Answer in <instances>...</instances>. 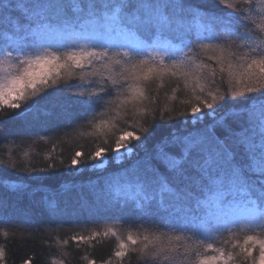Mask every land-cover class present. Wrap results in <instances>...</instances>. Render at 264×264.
<instances>
[{"label": "snow or ice", "instance_id": "6c2138e0", "mask_svg": "<svg viewBox=\"0 0 264 264\" xmlns=\"http://www.w3.org/2000/svg\"><path fill=\"white\" fill-rule=\"evenodd\" d=\"M216 4V12L200 17L207 21L205 30L211 35L196 38L193 44L190 27L184 22L198 12L191 10L187 0H0V56L17 61L15 72L0 77V106L18 110L21 104L13 100L14 96L25 98L26 90H30V96L36 98L49 87L59 89L56 77L31 71L40 65L71 72L104 62L122 68L125 81L129 77L147 80L150 74L160 76L165 72L187 78L197 45L202 50L218 51L219 56L209 59L221 64L222 73L227 60L231 86L225 96L205 94L204 87H200L191 113H182L178 126H170L150 152L106 179L99 204L93 201L87 210L103 207L106 211L138 214L158 228L197 240L209 239L211 233L233 232L245 222L259 228L260 235H247L239 252L226 254L218 250V256L205 258L200 264H229L233 255L247 264H264V42L251 35V0H216ZM237 40H244L248 50L233 65L230 57L237 53L231 47ZM173 41L192 51L178 57L183 49ZM157 49L167 54L170 66ZM154 57H159V63ZM215 75L213 72V83ZM94 86V94L86 86L72 88L67 84L63 91L66 96L77 97L76 102L85 107L94 98L104 101L113 93L106 82ZM229 102L243 105L234 124L227 123L235 116L232 109L217 120V113ZM206 116L213 123L204 124ZM11 119L13 115L0 124ZM218 127L223 130L221 134H217ZM125 136L133 137L134 133L126 132L117 142L116 164L122 162ZM134 138L141 141L139 135ZM148 138L146 134L141 144ZM97 158L103 163L102 150L92 156L93 161ZM105 192L109 193L107 200ZM128 239L136 243L132 236ZM257 245L259 254L255 257L252 253ZM207 246L212 248V244ZM148 247L145 243L144 248ZM161 253L167 258V249L161 247L157 256ZM3 254L0 250V257ZM124 254L115 253L117 257Z\"/></svg>", "mask_w": 264, "mask_h": 264}, {"label": "trees", "instance_id": "16d2710c", "mask_svg": "<svg viewBox=\"0 0 264 264\" xmlns=\"http://www.w3.org/2000/svg\"><path fill=\"white\" fill-rule=\"evenodd\" d=\"M187 3L193 12H198L184 22L190 27L189 35L195 44L196 38L211 35L205 30L207 21L200 17L218 9L216 0H187ZM250 7L251 35L264 42V0H251ZM172 43L183 49L179 42ZM247 50L244 40L235 41L231 51L237 55L230 57L233 65ZM191 51L183 49L177 56L183 58ZM161 55L170 66L167 54ZM219 55L218 51L202 50L197 45L191 55V75L187 78L165 72L160 76L150 74L147 80L129 77L125 81L122 68L104 62L71 72L50 64L34 67L31 71L36 75L56 77L59 89L49 87L36 98L30 96V90H26L25 98L14 96L13 100L21 104L18 110L0 106V121L13 115L7 124H0V250L4 253L0 264H147L149 261L200 264L205 258L218 256V250L226 254L239 252L247 235L259 236V228L241 222L233 232L211 233V238L197 240L184 233L158 228L138 214L106 211L103 207L87 210L93 201L99 204L100 189L106 179L150 152L170 126H178L182 113H191L200 87H204L205 94L225 96L231 86L227 60L222 73L221 64L209 59ZM154 58L159 63V57ZM0 61H3L0 77L5 74L2 68L7 72L17 70L13 67L17 63L15 59L5 60L0 56ZM105 82L113 89L112 95L104 101L94 98L89 107L77 103V97L66 96L63 91L67 84L72 88L86 86L94 94L97 91L94 84ZM37 99L39 103L35 102ZM242 107L226 103L217 113V120L224 111L232 109L235 116L227 123L234 124ZM16 112L22 115L15 116ZM211 123V118L204 117V124ZM216 130L217 134L223 131L219 127ZM126 132L139 135L141 141L146 134L149 138L141 144L134 136H125L120 153L122 162L116 164V145ZM98 150H102L103 163L101 158L92 160ZM73 160L77 161L76 165ZM89 165H94V169ZM108 198L109 193L105 192L104 199ZM129 236L136 240L135 244ZM145 243L149 245L147 249ZM161 247L167 249V258L163 253L157 256ZM117 251L125 254L117 257ZM252 254L258 257L259 245ZM233 262L247 264L235 255L229 264Z\"/></svg>", "mask_w": 264, "mask_h": 264}, {"label": "rangeland", "instance_id": "374dc122", "mask_svg": "<svg viewBox=\"0 0 264 264\" xmlns=\"http://www.w3.org/2000/svg\"><path fill=\"white\" fill-rule=\"evenodd\" d=\"M150 51H151V50H150ZM157 51L160 52L161 54H162V52H163L162 49H157ZM2 70H3L4 73L7 72V69L2 68Z\"/></svg>", "mask_w": 264, "mask_h": 264}]
</instances>
